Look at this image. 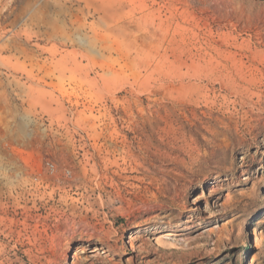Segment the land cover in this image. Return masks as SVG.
Segmentation results:
<instances>
[{
  "label": "rangeland",
  "instance_id": "374dc122",
  "mask_svg": "<svg viewBox=\"0 0 264 264\" xmlns=\"http://www.w3.org/2000/svg\"><path fill=\"white\" fill-rule=\"evenodd\" d=\"M251 260L264 0H0V264Z\"/></svg>",
  "mask_w": 264,
  "mask_h": 264
},
{
  "label": "bare ground",
  "instance_id": "6f19581e",
  "mask_svg": "<svg viewBox=\"0 0 264 264\" xmlns=\"http://www.w3.org/2000/svg\"><path fill=\"white\" fill-rule=\"evenodd\" d=\"M165 236L166 237H172L173 235L171 234V232H168ZM250 264H254L252 260L250 261Z\"/></svg>",
  "mask_w": 264,
  "mask_h": 264
}]
</instances>
